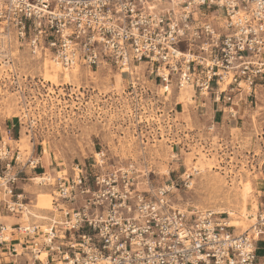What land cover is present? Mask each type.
I'll list each match as a JSON object with an SVG mask.
<instances>
[{
	"label": "built area",
	"instance_id": "built-area-1",
	"mask_svg": "<svg viewBox=\"0 0 264 264\" xmlns=\"http://www.w3.org/2000/svg\"><path fill=\"white\" fill-rule=\"evenodd\" d=\"M0 24L63 70L115 67L146 100L141 67L164 101L191 89L231 117L264 105V0H0ZM12 132L0 139V214L23 221L0 223L7 264H261L264 202L237 233L213 210L176 204L173 181L152 186L135 160L103 149L70 172L28 176L53 196L33 213L18 183L39 161L34 152L23 161Z\"/></svg>",
	"mask_w": 264,
	"mask_h": 264
},
{
	"label": "rangeland",
	"instance_id": "rangeland-1",
	"mask_svg": "<svg viewBox=\"0 0 264 264\" xmlns=\"http://www.w3.org/2000/svg\"><path fill=\"white\" fill-rule=\"evenodd\" d=\"M2 27L0 139L14 125L10 143L23 161L32 152L47 155L51 168L70 172L103 149L124 163L135 160L152 186L173 181L172 199L179 206L213 210L237 233L250 227L264 201V105L231 117L211 99L195 98L191 89H175L164 101L158 81L144 67L137 72L154 93L150 100L140 95L142 83L132 91L127 74L115 67L81 68L67 80L59 66L54 84L45 79L44 68L46 61L55 64L33 56ZM35 172L40 170L32 176ZM27 182L34 213L51 209V191ZM248 183L252 192L244 209Z\"/></svg>",
	"mask_w": 264,
	"mask_h": 264
},
{
	"label": "crops",
	"instance_id": "crops-1",
	"mask_svg": "<svg viewBox=\"0 0 264 264\" xmlns=\"http://www.w3.org/2000/svg\"><path fill=\"white\" fill-rule=\"evenodd\" d=\"M13 128H14V125H13ZM34 158L35 159H38V161H39L38 168L36 170H40V172H35V174L41 173L43 171L44 172H47L48 171L49 173H52V175H54V174H56V172L59 171V170L56 169V167L51 168V166H52V162H51L52 159H51L50 156L47 157V155H43V156L34 155ZM26 170H27V177H24V179H22L20 181V183H18V191L25 192L26 195L29 198H31L30 195H29V193H28L29 191L27 189V186H28V182L27 181H30L29 177L32 176V170H31L30 167H27ZM36 170H33V171H36ZM53 170H55V172ZM263 202H261L260 204H262ZM31 207H32V205L29 206V210L34 213L35 211ZM32 220L33 221H38L40 224H44L45 223V221H43L41 219H32ZM22 221H23L22 218L17 217V216H14V215H9L6 212H3V213L0 214V223L9 224V225L12 226V225L20 224ZM260 243L262 244L261 247L259 246ZM260 250L263 251L262 254H259V251ZM258 254H259L260 260L264 259V237L258 243ZM11 259L12 258L10 256H8V253L5 252L4 249H2L0 247V264H7Z\"/></svg>",
	"mask_w": 264,
	"mask_h": 264
},
{
	"label": "bare ground",
	"instance_id": "bare-ground-1",
	"mask_svg": "<svg viewBox=\"0 0 264 264\" xmlns=\"http://www.w3.org/2000/svg\"><path fill=\"white\" fill-rule=\"evenodd\" d=\"M2 31V30H1ZM47 60V59H46ZM52 62V61H51ZM54 63V62H53ZM55 64V63H54ZM56 65V64H55ZM53 65V64H49L47 61H46V63H45V68H44V71H45V79L46 80H48V81H50V82H52V83H54V84H57L58 83V81H59V77H60V73H61V71H60V68H59V65ZM140 67V65H135V68H139ZM132 69V67H130V70ZM61 70H62V68H61ZM79 70V68H75V69H73V70H64V72H65V74H64V78H66L67 80L68 79H70L71 78V73H73L74 72V74H75V72L76 71H78ZM183 90V89H182ZM181 90V91H182ZM186 90H188V89H186ZM180 91V92H181ZM179 92V93H180ZM11 141H13V140H11ZM17 144H19V143H17ZM47 151V150H46ZM198 164V163H197ZM195 166H194V169H195V171L196 170H198L199 171V167H198V165H196V164H194ZM201 168H203V167H201ZM167 172V171H166ZM169 173V172H168ZM47 174H48V172H47ZM38 177H40V176H38ZM37 180H40V178H38ZM247 186V189H244L243 188V190H245V191H243V196H242V200H243V205H244V209H247V204H248V199L250 198V193L252 192V186H251V184H247L246 185ZM44 210H46V209H44ZM244 211V210H243ZM245 215V220H247L248 219V217H249V215H247V213H245L244 214ZM255 217V216H254ZM244 220V221H245ZM231 226H233V224H231V222L229 223ZM237 224H239V222H237ZM245 225V224H244ZM235 226V225H234ZM233 226V227H234ZM248 227V226H247ZM243 228H245V226L243 227Z\"/></svg>",
	"mask_w": 264,
	"mask_h": 264
}]
</instances>
